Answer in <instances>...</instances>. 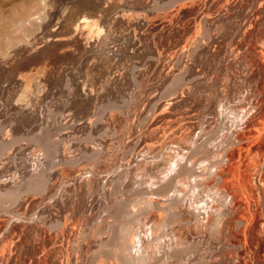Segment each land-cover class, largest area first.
Returning a JSON list of instances; mask_svg holds the SVG:
<instances>
[{
    "label": "bare ground",
    "instance_id": "obj_1",
    "mask_svg": "<svg viewBox=\"0 0 264 264\" xmlns=\"http://www.w3.org/2000/svg\"><path fill=\"white\" fill-rule=\"evenodd\" d=\"M42 1L45 12L65 10L64 17L50 23L39 43L40 51L8 70L9 76L0 66V122L12 123L0 126V196H13L20 204L15 216L9 215L12 227L9 218L0 219V264H264L262 255L247 262L244 254L254 251L256 238L263 241L264 221L243 218L250 213L244 187H256L243 182V166L251 157L247 153L264 141V0H211L209 7L203 0V5L193 3L183 14L179 8L171 9L182 0H70L63 9L56 3L59 0ZM162 11L169 13L158 14ZM194 11L196 15H190ZM218 14L224 15L222 21L221 17L216 21ZM182 17L188 19L181 22ZM149 51L158 59L153 56L146 59L150 63L145 62L144 69L138 67ZM81 55L84 62L76 66ZM180 55L186 56L189 66L193 64L189 77L187 65L177 72L181 58L180 63L175 62ZM194 57L199 63H193ZM70 66L71 77L66 75ZM138 70L140 84L145 85L139 99L146 97L149 87L155 89V95L148 104L146 99L141 102L136 127V118L125 122L128 116L121 112L125 123L119 126L120 133L116 128L119 120L109 117L103 122L105 130L109 133L114 128L118 137L98 132L79 139L80 143L71 136L88 131V118L77 121L76 133L57 142H53L56 134H50L47 125L42 127L44 121L56 122L63 113L55 114L51 105L59 107L76 90L89 92L96 104L103 95H112L114 101L127 97L126 86L135 83L133 74ZM123 80L128 85L122 86ZM44 82L52 95H43ZM151 101L155 103L150 115L140 122ZM39 102L45 111L35 117L33 106L40 109ZM124 103L120 107L109 100L103 109L122 111L131 104ZM83 104L80 99L68 109L76 117H84ZM223 123L229 128L216 145L220 148L222 143L223 147L210 150V132ZM76 124H61L60 131L69 132ZM13 127L25 135L11 138ZM35 130H41L42 136L30 137L29 131ZM214 134L215 138L218 133ZM171 135L174 137L167 144L164 139ZM205 136L210 139L203 140ZM132 138L142 140L137 153V146L134 151L125 146L139 143L136 139L130 142ZM66 140L79 147L73 145L70 150ZM198 141L201 143L193 148ZM160 142L163 144L155 148ZM21 143L18 160L8 155ZM189 150L191 167L186 160L181 165ZM124 153L131 158L126 160ZM9 161L13 162L10 166ZM125 166L129 187L122 188ZM177 168L178 174L172 176ZM21 169L25 170L22 178L18 176ZM121 169L123 174L112 182ZM209 177L212 181L207 182ZM156 182L163 183L156 189L152 187ZM141 183L143 188L138 187ZM36 190L40 196L31 197ZM128 193L131 196L125 200ZM108 202L113 206L110 204L103 219ZM81 226L89 232L96 230L91 231L94 236L84 240L88 231ZM168 247L171 254L165 260L164 255L157 257ZM112 256H116L114 262Z\"/></svg>",
    "mask_w": 264,
    "mask_h": 264
},
{
    "label": "rangeland",
    "instance_id": "obj_2",
    "mask_svg": "<svg viewBox=\"0 0 264 264\" xmlns=\"http://www.w3.org/2000/svg\"><path fill=\"white\" fill-rule=\"evenodd\" d=\"M37 1H40V2H37ZM42 0H0V66H1V71L2 72H6V76H9V72H8V70H11L12 68H14L16 65H19V64H22L23 62H25V60H26V58H28V56H34L38 51H40V46H41V44H39L43 39H44V35H46L48 32H49V25H50V23L51 22H54V21H60L63 17H64V15H65V10H59V11H55V12H52V13H47V12H45L44 11V8H43V6L45 7V2L44 1H42ZM165 2V1H167V0H162V2ZM248 1V0H247ZM260 1V0H259ZM70 0H59V1H57L56 3H58L59 5H60V9H63L64 7H66V6H68L69 4H70ZM201 2V3H200ZM210 2H211V0H206V5H207V7H209V4H210ZM193 3H200L201 5H203L204 4V1L203 0H182L181 2H179V3H177L173 8H171V9H176L177 11H178V8H179V10H180V12H181V14H183L184 12H185V10L187 9V7L188 6H190V5H192ZM203 3V4H202ZM43 4V6H41ZM264 5V4H263ZM263 5L261 6V11H262V9H263V11H262V15H264V7H263ZM40 7H42L41 9H43V10H41L40 9ZM181 7V8H180ZM203 7L204 6H202V9H203ZM143 9L144 10H146V9H148V6H144L143 7ZM206 8L205 9H203V13H205L206 11ZM205 11V12H204ZM210 11H212V9H210ZM167 12L168 11H162V12H158V14H160V15H162V14H167ZM195 12V13H194ZM193 13H191L190 15H196V11H194ZM222 13L224 12V11H221ZM169 13V12H168ZM203 13H201V15L199 14V16H198V18H200V17H202V15H203ZM212 13H215V11L214 12H212ZM31 15H33V16H31ZM224 16V15H223ZM222 16V17H223ZM218 17H221L220 16V14H218L217 16L215 15V19H216V21L218 20L217 18ZM221 17V18H222ZM263 17V16H262ZM183 19H182V21L181 22H183L184 20H187L188 18H185V17H182ZM224 18H222L221 19V21L223 20ZM161 21V20H160ZM263 21H264V18H263ZM219 22V21H218ZM218 22H215V24L217 25L218 24ZM162 23V21L159 23V24H161ZM215 24H214V28H215ZM179 25V24H178ZM174 27H177V23H176V26H174ZM176 30L177 29H172L171 31H175L176 32ZM218 34V32H216V35ZM108 46H109V44H108ZM201 46H203L204 47V45H201ZM199 47V50H200V48H202V47ZM106 48L104 47L103 48V50H105ZM203 50L204 49H201V51H198L197 53H199V55L198 56H200L201 55V53L203 52ZM116 52L118 53V52H121V50H119V49H117L116 50ZM152 51H149L148 52V54L143 58V59H141V60H139V61H142V62H139L138 63V67L140 66L142 69H144V67L142 66V65H145V64H147V63H150V61H147L146 62V59H149V58H151V57H153V56H155L153 59H158L157 58V55H154V53L152 54L151 53ZM87 55V54H86ZM85 55V56H86ZM118 55H120V54H118ZM182 55H180L177 59L179 60V58H181L180 60H181V63L183 64V66L181 67V65L182 64H179L178 66V70H177V72H179V70H181L185 65H187L186 67L188 68V72L187 73H189L188 74V76L187 77H189V75H190V73H192V71H193V69H194V67L193 68H191L192 70H190V66H192V65H190L189 66V64H187V62H186V56H185V58L183 59V57L184 56H182ZM195 56H196V58H197V60H198V56H197V54H195ZM19 57V58H18ZM82 58H84V55H81L80 56V60H78L79 62L80 61H82ZM196 58L194 57V59H193V61H191V62H193V63H199L197 60H196ZM20 59V60H19ZM25 59V60H24ZM185 60V62H186V64L184 63V62H182L183 60ZM23 60V61H22ZM180 60L179 61H176L175 63H180ZM4 61V62H3ZM7 61H8V64H7ZM11 61V62H10ZM18 61V62H17ZM135 61H138V60H135ZM10 62V63H9ZM14 62V63H13ZM22 62V63H21ZM76 62L75 64H76V66L77 65H82V63L84 62V61H82V62ZM146 62V63H145ZM3 63V64H2ZM18 63V64H17ZM145 63V64H144ZM168 64L169 65H172V62H168ZM3 65V66H2ZM10 66H11V68H10ZM189 66V67H188ZM145 67H146V65H145ZM181 67V68H180ZM70 68V69H69ZM3 69H6V70H4L3 71ZM69 69V70H68ZM133 69V68H132ZM14 70V69H13ZM67 70L69 71L68 73L69 74H67L66 73V71H65V73H66V75L67 76H70L71 77V75L73 74V67H68L67 68ZM70 71H72V72H70ZM190 71V72H189ZM165 72H167V69L165 70ZM140 73H141V71L140 70H138L137 72H135L133 75H134V77H133V79H134V84H132V85H130V83L131 82H128V81H126V83H125V81L123 80V82L121 83L122 84V86L124 85V86H126V85H128L127 84V82L129 83V85L128 86H126V91H127V94H128V96L127 97H122V98H120V99H118L117 101H114L115 99L112 97V95H107V97H106V95L104 96H102V97H100V101L99 102H97V104H96V102H94V99H95V97H93V96H91L90 95V93L89 92H87V91H78V90H76L75 92H73L72 93V95L71 96H69V98H67L66 100H65V102L62 104V105H60L59 107H56L55 105H51V109H52V111H54V113L55 114H59L60 113V115H61V112H63L62 113V115L61 116H59L60 118H58L57 120H56V122H57V124H55L56 122H50L49 124L47 123L46 124V122L44 121V126H42L43 128H45L46 127V125L51 129V131H50V134H56L55 135V140L53 141V142H57L58 140H62V139H67L68 138V134H70V132H73V133H76L77 132V129L79 128V126H78V124H76L77 123V121H80L81 119H89V120H86V121H90L91 120V126H89L87 129H88V131H84V132H80V133H76V136H71V135H69V136H71V139L73 138L77 143H80V141H79V139L81 140H83V138L84 137H86V136H88L89 134H91V136L92 137H94L93 135H95L96 136V134H98L99 135V133H104L105 132V134L106 133H108V131H106L105 130V123H103V122H105V120H107V118L109 119V117H113V120H119V121H116V123H119V125H118V127H116L117 129V131H118V133H120V130H119V126H121V125H123L125 122H127V121H129V123H132V121H134V119H135V127L137 126L136 125V120H137V118H138V116L136 117L135 115H136V113H138V115H139V113L141 112V110H142V101H145V99L147 100V101H145V103L146 104H148V102H149V100L151 99V96H154L155 95V91H153V90H155V89H151L150 87L145 91V94H146V97H144V99L141 97L140 99H139V97L141 96V92H142V90H144V86L145 85H143V84H140V83H142V79H140L141 77H140ZM138 75H139V77H138ZM186 77V78H187ZM6 78V77H5ZM18 78H19V76H18ZM139 78V79H138ZM185 78V79H186ZM16 81L17 80V76H16V79L13 77V81ZM136 80H138V81H136ZM160 82L161 81H159L158 82V85L160 84ZM123 83H125V84H123ZM137 84V86L135 87V85ZM44 85H45V87H44ZM47 85V82H44L43 83V85H41V87H42V89L43 88H45V90L43 91L44 93H43V95L46 93H49L50 95H52V93H51V91H50V89L51 88H49L48 86H46ZM139 85V86H138ZM130 86V87H129ZM132 86V87H131ZM134 86V87H133ZM129 87V88H128ZM143 87V88H142ZM71 88V87H70ZM140 88H142V89H140ZM48 89V90H47ZM130 89V90H129ZM70 91V90H69ZM130 91V92H129ZM109 92H111L110 90H109ZM130 94H129V93ZM152 92H153V94H152ZM70 93V92H69ZM69 93H68V95H69ZM138 93H139V95H138ZM149 93V94H148ZM149 96H148V95ZM150 94H152V95H150ZM50 95H49V97H50ZM170 96H171V94H169ZM160 96V95H159ZM157 97L154 101H158L159 100V98L160 97ZM110 97V98H109ZM81 99V101L82 100H84V104H83V106L85 107L84 108V110L86 111L85 113H84V115L87 113V115L86 116H84V117H81V116H79V117H76V114L74 113V114H71L70 113V108H71V105H70V103H75V102H78V100H80ZM124 99V100H123ZM125 99H127V100H125ZM142 99V100H141ZM113 101V102H117V103H120L119 104V106L120 107H122V106H124L125 105V103L123 104V101L124 102H127L128 103V105H129V107H131V108H129V107H126L125 109L123 108L122 109V111H121V108L120 109H118V111L120 112H118L117 110H116V108H113V110H111L110 109V111L109 110H106L105 109V111H104V109H103V107H105L107 104H108V101ZM120 101V102H119ZM153 101V100H152ZM151 101V104L147 107V108H145V110L143 111V114H141V117H140V122L144 119V118H146V117H148L149 115H150V109L154 106V103L155 102H152ZM35 102V101H34ZM130 102V103H129ZM110 103V102H109ZM121 103L123 104V105H121ZM132 103H133V105H132ZM20 104V103H19ZM41 104V105H40ZM85 104H87V105H85ZM94 106V105H96L95 106V108H93L92 106ZM134 104H136L135 105V107H134ZM146 104H144V106L146 105ZM21 106L20 107H22V105H23V102L20 104ZM38 105H40V106H42V107H40V109L38 108L39 106H33L34 108H33V110H32V112L36 115L35 117H38V115H39V112H41V113H44V108H43V104L42 103H40L39 102V104ZM70 105V106H69ZM139 105V106H138ZM68 107H70L69 109H68ZM125 107V106H124ZM133 107V108H132ZM137 107L139 108V110H137L138 112H136V109H137ZM42 108V109H41ZM135 108V110H133ZM156 108H159V109H157V110H154L155 112H153V116L156 114V113H158L159 112V110H160V105L159 106H156ZM103 109V110H102ZM114 109L116 110V111H114ZM129 109H131V110H129ZM128 110V111H127ZM135 111V113L133 114L132 112L133 111ZM102 111V112H101ZM104 111V112H103ZM106 111H108L107 113H106ZM113 111V112H112ZM127 111V112H126ZM132 111V112H131ZM148 111H149V114H148ZM29 112H31V110H29L28 112H26L25 114H28ZM100 112L101 113H103V114H101L103 117H101V115H100ZM110 112V113H109ZM114 112H116V113H114ZM121 112H122V114H126V116H128L129 117V119H128V117H122L121 116ZM131 112V114H129V113ZM46 113V112H45ZM105 113H106V116H105ZM112 113V114H111ZM114 114V115H113ZM118 114L121 116H118ZM97 115H99V116H97ZM113 115V116H112ZM130 115V116H129ZM108 116V117H107ZM73 117V118H72ZM116 119H115V118ZM120 117V118H119ZM102 118V119H101ZM123 118H124V121L125 120H127V121H123ZM2 119V118H1ZM174 119H177V118H174ZM188 119H185L184 121H187ZM146 121V120H145ZM148 121V123L147 124H149L150 123V121L149 120H147ZM4 124H3V123ZM10 122V121H9ZM100 122H101V125H100ZM124 122V123H123ZM53 123H54V125H53ZM59 123V124H58ZM98 123V124H97ZM102 123H103V127H100V126H102ZM61 124H64V125H74V124H76L77 126H75L76 128L74 129H71L69 132H64V131H60V127H59V125H61ZM224 124V123H223ZM10 125H12V123L10 122V123H5L3 120L0 122V126H3V127H9ZM99 125V126H98ZM147 126V125H146ZM220 126V124H218V126H217V129L219 130V127ZM224 126V127H223ZM52 127H54V128H52ZM219 127V128H218ZM222 128H220V131H218L217 129V131L214 129L213 131L214 132H217L218 134L215 136V138L213 137L215 134H214V132L213 131H211L210 132V136L212 137V138H214V139H212L211 138V142L209 141V144H208V148L210 149V150H213V147L215 146V148L216 149H221L222 147H223V145H222V143L219 145L220 146V148H218L216 145L218 144V143H220V138L221 137H223V136H225V133H227V131H228V128H229V126H226L225 124L224 125H222L221 126ZM16 128L17 127H13V136L11 137V138H14V139H16L17 137H19L20 135H22V134H24L25 135V133H24V131L23 130H19V131H17L16 130ZM100 129H101V132H100ZM145 129V127H143V130ZM43 130V129H42ZM104 130V131H103ZM111 131L109 132V133H111V135L109 134H106L107 136H111V137H113L114 135L113 134H115V133H117V132H114L113 130H114V128H112L111 127V129H110ZM99 132V133H98ZM114 132V133H113ZM220 132V133H219ZM42 134H43V132L40 130H35V132H31V131H29V136L30 137H36V136H42ZM214 134V135H213ZM27 135V134H26ZM78 135V136H77ZM106 135L104 136V137H106ZM219 135V136H218ZM230 135H232V134H230ZM103 136H102V138H103ZM115 136H117L116 134H115ZM136 136V132H134V135H133V137H135ZM198 136V135H197ZM210 136H205L204 137V139L203 140H205L206 139V137H207V139L210 137ZM218 136V137H217ZM118 137V136H117ZM173 135H171V136H169L168 138H166V139H164L165 141H168L167 142V144L169 143L170 144V140L171 139H173ZM229 138H230V136H228ZM115 138V137H114ZM229 138H227L226 139V142H225V144L228 142V140H229ZM52 139L53 138H51V141H52ZM72 139V140H73ZM118 139V138H117ZM134 139V140H133ZM136 138H132V141H130V142H135L136 140L138 141V139H136ZM210 139V138H209ZM2 140V138H0V141ZM72 140H66L67 141V143L69 142L70 143V150L71 149H73V145H75L76 146V148L77 147H79L78 145H76V143H74V142H72L71 143V141ZM123 140V139H122ZM203 140L201 141V142H203ZM213 140V141H212ZM217 140V141H216ZM100 141H102V140H99V143H100ZM200 141H198L197 143H195V144H193V148H195L196 146L195 145H198V144H200L201 142ZM216 141V142H215ZM93 142L96 144V142H98L97 140H93ZM139 143H129V144H126L125 146L128 148L127 149V151L129 150V148L131 149V148H133L132 150L134 151V149H135V147H136V150L134 151L135 153H137L138 151H139V148H140V142H142V140L141 141H138ZM200 142V143H199ZM68 143V144H69ZM81 143H83L82 141H81ZM214 143V144H213ZM38 143H36V145H37ZM163 143H158L157 145H155V148H157L158 146H161ZM259 147H258V146ZM257 145H255L253 148L255 149V151H254V149L252 148V150L250 151V152H248L247 153V157H250V158H247V162H245V164H244V166H243V168H245V170L243 169V177L245 178L244 179V183H246V184H248V183H251L252 185H255L256 187L255 188H250V186H248L247 188L246 187H244V191H245V194L243 193V195L246 197V201L248 202V204H249V208H250V213H248L249 215H243V218L244 219H247V217H252V219L254 218L256 221H260V223H261V221H264V141L263 142H261V144H257ZM24 146V143H21V144H19V145H17V146H15L14 148H13V150L11 151V152H9L8 153V155H10L11 157H13V158H15V159H19L18 157H19V153L20 152H17L19 149H21L22 147ZM258 147V148H257ZM262 147V148H261ZM214 148V149H215ZM191 149V148H190ZM260 149H261V151L262 152H260ZM90 151V150H89ZM132 151V153L134 154V152ZM22 152V151H21ZM190 152H191V150H189V152H188V154L186 155V157L184 158V161H181V165L182 164H184L185 163V160H186V162L189 164V166L188 167H191V162L190 161H187L188 160V155H190ZM252 152V153H251ZM130 154H131V152H130ZM129 154V156H132V154L130 155ZM249 154V155H248ZM150 155H154V154H150ZM106 156H108V155H106ZM128 158H127V157ZM125 156V153H124V157H126L127 159L126 160H129V158H131V157H129L128 155H126ZM151 157H153V156H151ZM155 157V156H154ZM135 158V157H134ZM91 163H93L94 164V162H90V164ZM13 164V162H11V161H9V162H7V165H12ZM23 164V163H22ZM187 164V165H188ZM21 165H19V167H20ZM250 166V167H249ZM126 167V166H125ZM124 167V168H125ZM199 167V164L197 165V167L196 168H198ZM249 167V168H248ZM118 168V167H117ZM123 168V169H124ZM123 169H121L113 178V180H112V182H114V180L116 181V179H118L119 178V175L122 173V170ZM127 169V167L123 170L124 172V174L123 175H121L122 176V181H120V184L121 185H123L122 186V188H127V187H129V185H127L128 184V182H127V180H126V172H125V170ZM178 168L177 169H175L173 172H172V176L174 175V176H176V174H178L177 172H178ZM23 171H25V170H20L18 173H19V177H21V175H24V176H22V177H25V174H22V172ZM130 171V170H129ZM247 173H246V172ZM24 173V172H23ZM250 174V175H249ZM27 176H29V174H27ZM248 176H249V178L252 176V178H248ZM21 177V178H22ZM208 177V176H207ZM206 177V178H207ZM116 178V179H115ZM239 178H240V176H239ZM126 180V181H125ZM212 181V177H209V179H207V182H209V181ZM125 181V182H124ZM215 181H217V179H216V176H215V180H214V178H213V182H215ZM248 181H250V182H248ZM124 182V183H123ZM20 183V182H19ZM18 183V184H19ZM136 183V182H135ZM143 183H144V181H143ZM143 183H141L140 185H138V187L139 188H143V186H144V184ZM162 183L163 182H161L160 184L159 183H153V185H152V187H154V188H158V187H160L159 185H162ZM216 183V182H215ZM254 183V184H253ZM159 184V185H158ZM216 185V184H215ZM142 186V187H141ZM132 187V186H131ZM228 188V187H227ZM230 188V187H229ZM224 189H226V187L224 188ZM242 189V188H241ZM149 191H150V189H149ZM39 192H40V190H36V191H34L33 193H30V195H32L31 197H33V198H36V197H38V196H40L39 195ZM112 193V192H111ZM113 194V193H112ZM131 195H130V193H128L127 194V196H125V200H127L129 197H130ZM2 197V198H1ZM6 197V198H5ZM5 197H3V196H0V219H7V218H9V220H11V222L9 223L10 224V226L12 227L13 225H14V221H12V218H11V216H9L10 214L11 215H13V213H14V211L17 209V206L19 207L20 206V204L18 205V202H19V200L17 199V198H14L13 196H5ZM109 203V202H108ZM107 203V205H105V208H104V210H103V213H105L104 214V217H103V219H106V217H107V215H108V210H109V207H110V204L112 203V202H110L109 204ZM17 204V205H16ZM112 206H113V204H111ZM111 206V207H112ZM102 208H103V206H102ZM102 208H100V210L102 209ZM99 210V211H100ZM2 212V213H1ZM257 212V213H256ZM1 214L3 215V216H1ZM111 214H113V211L111 212ZM5 216V217H4ZM13 216H15V215H13ZM255 216V217H254ZM257 216H258V218H257ZM250 217L248 218V219H250ZM258 219V220H257ZM228 220L229 219H226V221L228 222ZM230 221V220H229ZM250 221V220H249ZM17 221H15V223H16ZM100 222H101V220L99 221V224H100ZM134 222H138V220L136 219ZM174 223H172L171 224V226L173 225ZM86 228V227H85ZM84 228V226H81V229H84L85 231H86V233H87V231H88V229L86 228L85 229ZM91 231H95L96 232V230H90V232L88 231V233H87V236L85 237V239L84 240H89L90 239V237H93L94 235H93V232H91ZM168 231V228H167V230L165 231V232H167ZM90 234V235H89ZM170 235H168V239H169V237L170 236H172V232H170L169 233ZM19 235V234H18ZM93 235V236H92ZM262 235H263V237H264V231H262ZM250 237V235L247 233V241L250 243L251 242V239L249 238ZM19 238H21V236L19 235L18 236V239ZM250 241H249V240ZM263 241H264V238H263ZM262 240H261V238H256L255 239V244H254V251L252 252H250V253H246V252H244V254H246V261L247 262H250V259L251 258H253L254 260L255 259H257L258 258V256L259 255H262L263 257H264V242H263ZM94 242H95V240H94ZM261 242H263L262 244H261ZM93 243V240H91V242H90V244H92ZM257 243V244H256ZM244 245V244H243ZM242 248V247H241ZM170 249V250H169ZM166 251L167 252H165L164 253V251H162V252H160V254H158V256L157 257H160V256H163L164 255V260L166 259L165 257L167 256L166 254H171L170 252H171V248L170 247H168V249L166 248ZM169 251V252H168ZM173 251V250H172ZM164 253V254H163ZM262 253V254H261ZM116 259V256L114 257V256H112V262H114V260ZM248 264H250V263H248Z\"/></svg>",
    "mask_w": 264,
    "mask_h": 264
}]
</instances>
